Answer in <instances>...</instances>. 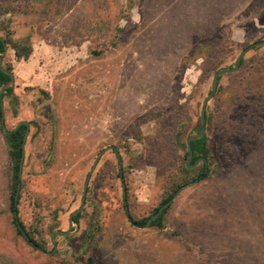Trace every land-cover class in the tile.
Segmentation results:
<instances>
[{
	"label": "rangeland",
	"instance_id": "rangeland-1",
	"mask_svg": "<svg viewBox=\"0 0 264 264\" xmlns=\"http://www.w3.org/2000/svg\"><path fill=\"white\" fill-rule=\"evenodd\" d=\"M191 1L0 0V36L32 48L28 59L0 55L14 77L2 103L7 131L29 123L17 209L44 249L12 226L14 159L0 123V255L21 264H264V46L220 76L207 104L208 176L195 180L201 162L185 169L213 75L264 41V0H242L206 34L188 24ZM109 146L123 183L108 150L71 233L47 254ZM194 181L160 226L133 223Z\"/></svg>",
	"mask_w": 264,
	"mask_h": 264
},
{
	"label": "trees",
	"instance_id": "trees-1",
	"mask_svg": "<svg viewBox=\"0 0 264 264\" xmlns=\"http://www.w3.org/2000/svg\"><path fill=\"white\" fill-rule=\"evenodd\" d=\"M191 3L186 7V10L188 11L189 14V26L193 30L195 29L197 34H206L207 30H212L214 28V20L217 22L222 20L224 17L230 16L233 13L237 11V9L241 6L242 0H195L194 3ZM207 6H209V9H207ZM202 10L206 11V15H202L203 13ZM9 48L13 51V54L17 60L21 59H28V57L32 53V48L29 43H27V40L23 41H18L14 42L12 41L11 37H2L0 36V52H3L4 47ZM244 64V59L240 61V67ZM1 66V65H0ZM5 69V68H4ZM7 72L11 73L8 68L5 69ZM221 77H218L217 79V88L219 85V80ZM10 80V76L3 71L0 70V89L1 87L6 84ZM210 92V91H209ZM10 93V89H6L3 93L4 97L5 95ZM2 111L1 106H0V119L2 116ZM206 118V123L208 122V117L205 115ZM200 127L198 128V130ZM25 127L21 126L16 132L11 133L10 135H6L5 140H7L8 148L10 154L13 156L12 159H14L13 162V194L11 195V200H10V212L12 214V226L15 229L16 234L18 235L19 238H21L25 243H27L29 246H32L35 250L40 249V252H44V249L39 245L33 238H31V234L25 230L24 225L22 222L19 220L18 217V209H17V202L15 203L14 197H15V191H16V186L18 182V167H19V162L21 158V144L22 141L21 139L23 138ZM205 133V132H204ZM206 143V135L204 134L200 139L191 142L190 146L192 148L193 152V159L191 161V165L199 158H202L203 161L201 162L203 164V168L201 170V173L197 176L195 179L196 181H201L205 179L209 171L207 170V157L209 156V152L205 146ZM187 149V148H186ZM188 155V153H187ZM206 164V166H205ZM195 168V167H194ZM187 170V168L185 167ZM177 191L174 190L171 195H169L164 201H162L161 206L166 204L174 195V193ZM160 206V207H161ZM159 207V208H160ZM158 208V209H159ZM158 209L155 210V213H157ZM165 213V211L162 212L160 217L153 221L151 223V226H160V221L162 215ZM153 214V215H154ZM152 215V216H153ZM151 216V217H152ZM79 217V214L73 218V222L76 221V219ZM150 218V217H149ZM140 220V221H133V223L136 226L142 227L145 225L147 220ZM18 226L25 232L26 237L28 238L27 240L22 237V234L18 228ZM31 243V244H30ZM35 246V247H34ZM38 248V249H36ZM0 260L2 261L3 264H21L12 257H7V255H0Z\"/></svg>",
	"mask_w": 264,
	"mask_h": 264
},
{
	"label": "water",
	"instance_id": "water-1",
	"mask_svg": "<svg viewBox=\"0 0 264 264\" xmlns=\"http://www.w3.org/2000/svg\"><path fill=\"white\" fill-rule=\"evenodd\" d=\"M264 46V41H259V42H256V43H253L249 46H247L246 48H244V50L238 55V57L235 59L234 61V64L232 66V68H224V69H220L218 70L212 77V81H211V88H210V92L208 93L207 97L204 99L203 103H202V111H201V114H200V129L199 131L196 133V134H193L191 136H189L185 142V145H186V148H187V153H188V157H187V160H186V163H185V167L187 169H190V168H194L196 167L200 162L203 161L202 158H199L197 159L192 165H191V161L193 159V152H192V148L190 146V143L191 142H194L198 139H200L203 135H204V132H205V124H206V118H205V111H206V107H207V104L208 102L213 98L216 90H217V79L218 77L220 76H223V75H227V74H231V73H234L236 72L239 67H240V61L243 59L244 55L251 49L253 48H259V47H262ZM7 52V47L5 45L4 47V50L3 52H0V55H5ZM0 70L3 71L4 73L8 74L10 76V80L4 84L1 89H0V106H1V110L3 109V103H2V99H3V93L6 89L10 88L11 85L13 84V81H14V77L11 73L7 72L4 68L0 67ZM0 123H1V126H2V129H3V132L4 134L6 135H10L11 133H14L16 132L21 126L25 127L26 131L24 133V137L22 138V144H21V158H20V163H19V167H18V182H17V186H16V191H15V197H14V201L15 203L18 201V195H19V190H20V177H21V172H22V163H23V159H24V146H25V139L28 137L29 135V123L26 122V121H21L19 122L15 128L12 130V131H7L6 130V127L4 125V115H3V111H2V116H1V119H0ZM108 150H113L115 152V155L117 157V160H118V165H119V172H120V179L123 183V178H122V162H121V159H120V155L118 154V151L116 149V147L114 146H109V147H106L104 148L100 153L99 155L97 156L96 160L94 161V164L91 168V171L88 173L86 179H85V182H84V187H83V191H82V200H81V204H80V207L78 209H76L75 211H73L70 215H69V218H68V229L64 232H54L50 237V242L52 244V246L54 247V249L52 250L51 253H47V254H53L55 252V237H66L68 236L70 233H71V229L73 227V218L75 216H77L80 211L83 209L84 207V203H85V198H86V191H87V187H88V182H89V179H90V176L92 174V171L95 169L100 157ZM206 166V164H205ZM197 182L194 181V182H191L189 183L188 185L186 186H183L181 187L180 189H178L174 195L172 196V198L164 205H162L156 214H154L152 217H150L147 222L145 223V225L142 227V228H148L151 223L155 220H157L160 215L162 214V212L168 208L171 203L176 199V197L180 194V192L186 188L191 187L193 185H195ZM122 194H123V197L125 198V188H124V184L122 185ZM128 208L125 207V211H126V215H127V219H128V222L130 224H132V221L128 215V212H127ZM21 234H22V237L25 238L26 240L28 239L26 237V234L25 232L18 226ZM31 244V243H30ZM35 247V246H34ZM38 249V248H36ZM38 251H41L40 249H38Z\"/></svg>",
	"mask_w": 264,
	"mask_h": 264
},
{
	"label": "flooded vegetation",
	"instance_id": "flooded-vegetation-1",
	"mask_svg": "<svg viewBox=\"0 0 264 264\" xmlns=\"http://www.w3.org/2000/svg\"><path fill=\"white\" fill-rule=\"evenodd\" d=\"M26 129L24 130V133H25ZM113 151V150H112ZM114 152V151H113ZM115 153V152H114ZM119 178H120V172H119ZM121 180V179H120ZM124 198V197H123ZM125 199V198H124ZM128 211V210H127Z\"/></svg>",
	"mask_w": 264,
	"mask_h": 264
},
{
	"label": "crops",
	"instance_id": "crops-1",
	"mask_svg": "<svg viewBox=\"0 0 264 264\" xmlns=\"http://www.w3.org/2000/svg\"><path fill=\"white\" fill-rule=\"evenodd\" d=\"M1 67V66H0Z\"/></svg>",
	"mask_w": 264,
	"mask_h": 264
}]
</instances>
